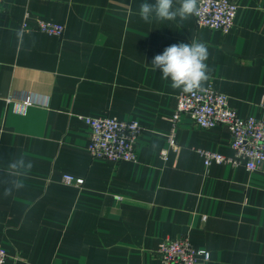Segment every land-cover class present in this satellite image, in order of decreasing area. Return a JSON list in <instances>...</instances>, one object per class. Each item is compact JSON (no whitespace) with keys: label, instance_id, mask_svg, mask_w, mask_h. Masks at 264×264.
I'll return each instance as SVG.
<instances>
[{"label":"crops","instance_id":"1","mask_svg":"<svg viewBox=\"0 0 264 264\" xmlns=\"http://www.w3.org/2000/svg\"><path fill=\"white\" fill-rule=\"evenodd\" d=\"M232 1L235 22L222 32L194 16L147 23L144 0H1L3 264H163L160 244L184 235L210 252L196 264H264V165L205 166L199 153L232 155L228 127L183 115L179 146L161 157L180 90L151 62L173 44L203 42V87L226 93L240 116L264 117V0ZM39 18L63 23V35L38 30ZM79 114L138 120L137 159L92 156ZM21 156L32 168L5 196ZM65 173L83 182L67 184Z\"/></svg>","mask_w":264,"mask_h":264},{"label":"built area","instance_id":"2","mask_svg":"<svg viewBox=\"0 0 264 264\" xmlns=\"http://www.w3.org/2000/svg\"><path fill=\"white\" fill-rule=\"evenodd\" d=\"M1 2V0H0ZM199 14L194 15L197 24L212 29L228 32L234 25L238 5L232 0H198ZM27 29V22H23ZM36 28L42 32L61 36L65 25L39 18ZM189 115L202 128L225 125L231 133L232 155L199 149L205 166L213 162L242 165L250 171L260 170L264 165V117L240 116L229 104L228 95L212 85L194 94L180 90L173 110L171 128L167 134L168 147L161 150V157L168 158L170 148H177V132L183 115ZM78 117L88 125L90 138L88 150L94 157L109 160L135 161L137 159L138 141L143 126L136 119H119L114 116H89L79 114ZM179 146V144H178ZM67 184H81L83 178L65 173L62 178ZM158 252L163 264H196L200 258L208 260L210 252L193 246L188 236L163 241ZM8 259L6 249L0 244V264Z\"/></svg>","mask_w":264,"mask_h":264},{"label":"clouds","instance_id":"3","mask_svg":"<svg viewBox=\"0 0 264 264\" xmlns=\"http://www.w3.org/2000/svg\"><path fill=\"white\" fill-rule=\"evenodd\" d=\"M178 7H174V0H147L140 5L139 15L147 23L153 18L157 21H186L199 14L198 0H178ZM22 36L23 33H18ZM209 51L203 42L173 44L167 47L162 54H157L151 65L159 70L162 79L171 80V87L184 93L194 94L203 90V85L209 80V67L206 61ZM8 186L4 190L5 196L11 195L14 190L21 189L22 178L32 168V163L23 156L16 158L8 165Z\"/></svg>","mask_w":264,"mask_h":264},{"label":"rangeland","instance_id":"4","mask_svg":"<svg viewBox=\"0 0 264 264\" xmlns=\"http://www.w3.org/2000/svg\"><path fill=\"white\" fill-rule=\"evenodd\" d=\"M177 147H178V141H177ZM180 237V236H179ZM158 254H159V252H158ZM159 256H160V254H159ZM161 257V256H160Z\"/></svg>","mask_w":264,"mask_h":264},{"label":"trees","instance_id":"5","mask_svg":"<svg viewBox=\"0 0 264 264\" xmlns=\"http://www.w3.org/2000/svg\"><path fill=\"white\" fill-rule=\"evenodd\" d=\"M120 119V118H119ZM88 143H89V141H88ZM88 146V145H87ZM107 159V158H106ZM123 161H126V160H123ZM115 162V161H114Z\"/></svg>","mask_w":264,"mask_h":264}]
</instances>
